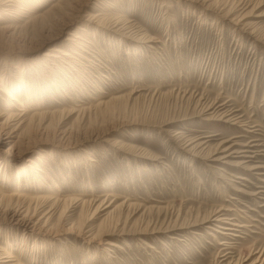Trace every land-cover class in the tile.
<instances>
[{"label":"rangeland","instance_id":"1","mask_svg":"<svg viewBox=\"0 0 264 264\" xmlns=\"http://www.w3.org/2000/svg\"><path fill=\"white\" fill-rule=\"evenodd\" d=\"M208 4L0 0V261L264 264V0Z\"/></svg>","mask_w":264,"mask_h":264},{"label":"bare ground","instance_id":"2","mask_svg":"<svg viewBox=\"0 0 264 264\" xmlns=\"http://www.w3.org/2000/svg\"><path fill=\"white\" fill-rule=\"evenodd\" d=\"M184 1H188V2H191V3H197V4H200V5H202V6H204V7H206V9H210L211 8V5L210 4H208V2H209V0H184ZM7 3V2H6ZM3 5V4H2ZM6 6V5H5ZM264 14V13H263ZM263 14H261V15H257L258 17H262V16H264ZM98 16V15H97ZM242 18H244V16L242 17ZM92 19V18H91ZM96 19H97V17H96ZM96 19L94 20L95 22H98V24H103L104 23V20L102 21V20H100V18L96 21ZM241 20H237L236 21V23H239ZM93 22V21H92ZM107 24V23H106ZM117 24H118V22H117ZM116 24V25H117ZM241 24V23H240ZM104 25V24H103ZM111 28H112V26H111ZM116 29H118V28H116ZM120 29V28H119ZM121 29H122V27H121ZM115 31V30H114ZM120 31V33L122 34V35H124V36H126V37H128L129 36V34H128V36H127V33H125L124 31H122V30H118L117 32H119ZM113 32V31H112ZM263 37V36H262ZM129 38V37H128ZM76 40H78V37L77 36H75V35H73V34H71L70 35V37L68 38V39H66L65 41L66 42H68V44H73V43H76ZM71 46L72 45H69V47H70V49H72L71 51H66V50H62L61 48H58V47H53V48H51V49H49L47 52H45V54H43V56H42V58H44V59H47V58H52V57H55L56 59H61L60 61H62L63 60V58L64 59H69V58H72V54H76L77 53V51H75V49L74 48H71ZM60 54H62V57H59V55ZM75 58V57H74ZM70 60V59H69ZM63 61H65V60H63ZM55 65V64H54ZM7 93H10L9 91H6ZM11 94V93H10ZM10 97V96H9ZM11 99L13 100V98L11 97ZM13 101H15V100H13ZM204 106V105H203ZM210 107V106H209ZM26 109V108H25ZM209 109H211V108H209ZM201 111V110H200ZM219 110H215V111H212L210 114H208V115H206L205 113H206V111L203 109V111H202V113H204V114H202V115H204V116H208V117H210V118H212V119H218L219 121H223V119H227V120H225L224 122H228V121H230V119H228V115L227 114H219V112H218ZM24 115V114H23ZM6 116H8L7 117V121H9V120H12L13 119V114H11V113H7V115ZM24 116H26V115H24ZM33 117V116H32ZM234 117V116H233ZM21 118V117H20ZM27 117H25L24 119H26ZM205 119V118H204ZM27 120H28V118H27ZM14 121V120H13ZM28 121H30V119L28 120ZM25 122V121H24ZM26 124V123H25ZM194 143L193 142H190L189 144H187V148H188V151H189V153H190V151H192V152H194V153H196V154H202V152H203V149H201V150H199V148L200 147H202V146H204V144L203 143H201V144H196V145H193ZM190 145H193L192 147H190ZM186 146V145H185ZM233 146V145H232ZM189 147H190V149H189ZM229 148V147H228ZM228 148H223V149H221V148H219L220 149V151H219V149L217 150V148L216 149H214V150H212L213 152V154H210L209 153V155H216V154H218V152L220 153V155H217L215 158H213L212 159V161H215V162H217V163H221V164H223V165H235V164H233V161H232V159L231 158H237V157H243V158H248V156H245V155H243L242 153L243 152H237V151H232V152H228L229 150H227ZM208 151V150H207ZM207 153V152H206ZM192 154V153H191ZM237 154H239V156H237ZM207 155V154H206ZM211 156V157H212ZM233 156V157H232ZM196 157H198V156H196ZM208 159V158H207ZM240 164H245V162H239V164L238 165H240ZM246 168V167H245ZM256 169V167H254V168H249L248 169V171L249 170H255ZM238 179H241V180H245L244 178H238ZM0 197H2L3 198V195H2V192L0 191ZM11 198H12V196H11ZM3 200V199H2ZM52 206V205H51ZM103 205H98L97 207H96V209L95 210H97L98 212H100V210H106V209H108L109 208V206H106L105 208H103ZM218 213L219 212H215L214 214H213V217H215V219L214 218H212L213 220L212 221H214V222H217V224H218V227H221V228H219V229H223V230H228L226 227H222V226H220V225H231V224H229V222L227 221V219H225V218H222V217H219L220 215H218ZM6 217V216H5ZM7 217H9L8 219L10 220V222H13L14 223V225H20V226H22L23 227V229H25L26 231H30V233H37L35 230H34V228H35V223H33L32 222V219L30 218V217H27V216H25V215H18L17 213H13V214H9ZM4 218V217H3ZM211 218V217H210ZM5 219V218H4ZM206 219H208V217L206 218ZM209 221V220H208ZM211 221V220H210ZM1 222V221H0ZM208 223V222H207ZM12 225V224H11ZM31 225V226H30ZM192 226V225H191ZM191 226H189V227H191ZM183 228V224H179V225H177V227H176V229H182ZM124 235V234H123ZM109 246H112V247H114V244H112V243H110V244H108ZM1 254V253H0ZM9 256V255H8ZM6 257V256H5ZM10 257V256H9ZM8 257V258H9ZM14 259V258H13ZM7 260V259H6ZM11 261H13V260H11ZM0 264H10V262L9 263H6V262H3V261H0ZM13 264H19L16 260H15V262L13 261Z\"/></svg>","mask_w":264,"mask_h":264}]
</instances>
